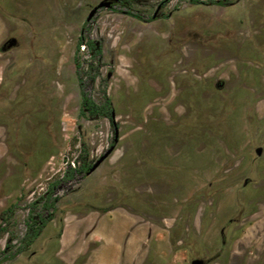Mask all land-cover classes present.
<instances>
[{
  "label": "rangeland",
  "instance_id": "374dc122",
  "mask_svg": "<svg viewBox=\"0 0 264 264\" xmlns=\"http://www.w3.org/2000/svg\"><path fill=\"white\" fill-rule=\"evenodd\" d=\"M100 1L0 0V46L16 40L0 52V214L16 204L21 235L48 183L111 149L54 213H109L108 264H264V0H169L151 22L116 6L85 25ZM160 1L130 7L147 18ZM87 34L103 58L86 91L106 93L112 121L79 116ZM40 249L2 264H41Z\"/></svg>",
  "mask_w": 264,
  "mask_h": 264
},
{
  "label": "trees",
  "instance_id": "16d2710c",
  "mask_svg": "<svg viewBox=\"0 0 264 264\" xmlns=\"http://www.w3.org/2000/svg\"><path fill=\"white\" fill-rule=\"evenodd\" d=\"M190 4H202L200 0H184ZM130 3V1H124ZM209 3L225 5L226 0L213 1L209 0ZM125 13L137 20L143 22H150L153 20L152 17L143 18L139 14L133 12L130 7H126ZM84 45L89 53L90 60L87 63V69L85 71H80V66L78 59L75 61V73L78 81L80 103H79V116L87 120H96L100 118H105L112 120L113 106L110 98L103 91L101 100L95 102L88 92L86 91L88 86L92 85L98 75V65L102 60V46L101 42L93 40L88 36H82L78 39L76 46V54L78 53L80 46ZM97 67L94 68L93 64ZM94 71V72H93ZM93 72V74H91ZM85 77V80H84ZM92 163L87 160L85 156H79V160L76 161V166L68 164L66 169L60 178L55 179L46 186V191L35 198L27 206V217L24 221L25 231L20 238H16L13 235H8L7 243L0 252V264L12 261L18 255H21L30 250V247L35 242V240L40 236L44 227L54 218V213L56 211V205L59 201V197L56 192L59 189H64V187L74 181H80L83 179L90 168ZM26 166V165H25ZM17 201H20L17 200ZM16 206L13 204L6 210L2 211L0 214V223H5V227H0V237L8 232V226L11 219L14 216ZM13 240H17V247L12 248L10 243Z\"/></svg>",
  "mask_w": 264,
  "mask_h": 264
},
{
  "label": "crops",
  "instance_id": "0c3cea01",
  "mask_svg": "<svg viewBox=\"0 0 264 264\" xmlns=\"http://www.w3.org/2000/svg\"><path fill=\"white\" fill-rule=\"evenodd\" d=\"M6 142L7 138L4 139V144ZM108 217L109 213L86 215L74 213L71 216L64 214L61 218L54 215L30 248H41L39 254L41 264H108L105 252L107 248H113V245L111 242L109 247L106 242L113 240L111 236L118 231L111 227L107 221ZM139 230L141 233V229L137 228L133 235L138 234ZM104 238L108 240L105 242ZM2 239L0 243H3ZM126 240L129 246L127 237ZM114 248H119L118 244H115ZM46 254L48 256L52 254V263L47 261Z\"/></svg>",
  "mask_w": 264,
  "mask_h": 264
},
{
  "label": "flooded vegetation",
  "instance_id": "af4514ba",
  "mask_svg": "<svg viewBox=\"0 0 264 264\" xmlns=\"http://www.w3.org/2000/svg\"><path fill=\"white\" fill-rule=\"evenodd\" d=\"M124 1H130V3H126L125 4V2ZM135 0H116V1H113L112 3H111V5H110V8H102V9H99L98 11H96L95 12V14L92 16V18L89 20V21H87V17H88V14H89V12L92 10V8L94 7H92L90 10H89V12H88V14H87V17H86V22H85V25H88L89 24V22H91L92 21V19L94 18V16L100 11V10H103V9H106V10H112V9H114L116 6H120V7H122L123 8V12L122 13H124V14H126L125 13V10H126V7L128 6V7H130V4L132 3V2H134ZM169 0H162V1H160L159 3H158V5H157V7H156V9H155V11H154V13L150 16V17H152L153 18V20L152 21H154V20H156L157 18H158V14H159V12L161 11V9L163 8V6L166 4V2H168ZM200 1H202L203 3L202 4H191V5H215V6H219V7H227V6H231V5H233L234 4V2H232L231 0H226V4L225 5H218V4H213V3H209V0H200ZM213 1H222V0H213ZM190 4V3H189ZM97 5V4H96ZM95 5V6H96ZM131 8V7H130ZM132 9V8H131ZM120 11V10H119ZM134 12V11H133ZM127 15V14H126ZM129 16V15H128ZM167 15H165V14H162V17H166ZM131 17V16H130ZM132 18H134V17H132ZM144 18V17H143ZM135 19V18H134ZM137 20V19H136ZM138 21H140V20H138ZM141 22H143V21H141ZM151 22V21H150ZM87 32H89V29H87ZM86 36H88L89 38H91L88 34L86 35ZM80 37H82V36H80ZM79 37V38H80ZM78 38V39H79ZM91 39H93V38H91ZM93 40H96V39H93ZM96 41H99V40H96ZM78 42V41H77ZM100 42V41H99ZM16 45V40L14 39V38H9V39H7L6 41H4L2 44H1V46H0V52H2V53H4V52H7L8 50H10L11 48H13L14 46ZM76 46H77V44H76ZM101 46H102V43H101ZM80 50H81V52H83V51H85L86 53H87V55H88V61L86 62V66H85V68L82 70V69H80V71L82 70V71H85L86 69H87V63L89 62V60H90V57H89V53H88V51H87V49L85 48V46L84 45H81L80 46V49H79V51H78V53L80 52ZM78 53L76 54V56L78 55ZM76 59H78L77 57H75ZM74 58V59H75ZM102 58H103V48H102ZM102 61V60H101ZM79 62V61H78ZM95 64V63H94ZM93 64V65H94ZM74 65H75V61H74ZM96 65V64H95ZM79 66H80V64H79ZM99 66V65H98ZM94 67V66H93ZM96 67H97V65H96ZM94 72V71H93ZM93 72L91 73V74H93ZM76 74V73H75ZM99 75V74H98ZM97 75V76H98ZM84 80H85V77H84ZM77 83H78V81H77ZM91 97V96H90ZM112 120H113V117H112ZM111 120V121H112ZM70 165H72L73 166V162L70 164ZM63 174V173H62ZM62 176V175H61ZM60 176V177H61ZM59 177V178H60ZM60 190H63V189H59L57 192H56V194L60 191ZM46 191V190H45ZM44 191V192H45ZM43 192V193H44ZM41 195V194H40ZM57 196H58V194H57ZM59 198H60V196H58ZM33 201V200H32ZM31 201V202H32ZM30 203V202H29ZM28 203V204H29ZM28 204H27V206H28ZM15 206H16V204H14ZM27 206H26V217H27V211H28V209H27ZM15 214V213H14ZM26 217H25V219H26ZM25 221V220H24ZM23 225H24V222H23ZM6 225H5V223H0V227L2 228V227H5ZM14 227H15V221H14V216H13V218L11 219V221H10V224H9V226H8V232L7 233H5L4 235H2L1 237H0V239L1 238H4V246L1 248V250H0V252L2 251V250H4V248H5V246H6V243H7V238H8V235H13V236H15L16 238H20L22 235H23V233H24V231H25V225H24V231H23V233L21 234V235H17L16 234V232H14L13 231V229H14ZM17 240H13L11 243H10V245L12 246V248H15V247H17ZM31 249V248H30ZM28 252V251H27ZM27 252H25V253H23V254H26ZM23 254H21V255H23ZM18 256H20V255H18Z\"/></svg>",
  "mask_w": 264,
  "mask_h": 264
},
{
  "label": "water",
  "instance_id": "95a60500",
  "mask_svg": "<svg viewBox=\"0 0 264 264\" xmlns=\"http://www.w3.org/2000/svg\"><path fill=\"white\" fill-rule=\"evenodd\" d=\"M113 1H116V0H101L96 6H94L92 8V10L89 12L88 14V17H87V21H89L92 16L95 14L96 11H98L99 9H102V8H110V5ZM113 117V115H112ZM111 152V149L108 150L103 156H101L93 165L92 167L90 168V170L88 171L87 175L91 174L100 164L101 162L109 155V153ZM256 156H260L261 153H262V150L261 148H256L254 150ZM190 264H205V262L201 259H193Z\"/></svg>",
  "mask_w": 264,
  "mask_h": 264
}]
</instances>
